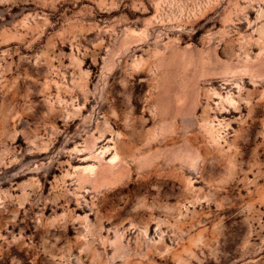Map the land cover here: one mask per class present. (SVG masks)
<instances>
[{
	"label": "rangeland",
	"instance_id": "obj_1",
	"mask_svg": "<svg viewBox=\"0 0 264 264\" xmlns=\"http://www.w3.org/2000/svg\"><path fill=\"white\" fill-rule=\"evenodd\" d=\"M0 264H264V0H0Z\"/></svg>",
	"mask_w": 264,
	"mask_h": 264
}]
</instances>
